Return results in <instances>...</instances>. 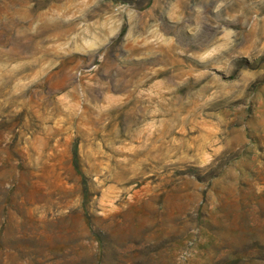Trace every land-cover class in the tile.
<instances>
[{
  "label": "rangeland",
  "instance_id": "obj_1",
  "mask_svg": "<svg viewBox=\"0 0 264 264\" xmlns=\"http://www.w3.org/2000/svg\"><path fill=\"white\" fill-rule=\"evenodd\" d=\"M0 264H264V0H0Z\"/></svg>",
  "mask_w": 264,
  "mask_h": 264
}]
</instances>
